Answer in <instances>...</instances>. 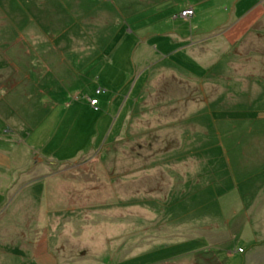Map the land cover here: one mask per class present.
<instances>
[{
  "label": "rangeland",
  "instance_id": "1",
  "mask_svg": "<svg viewBox=\"0 0 264 264\" xmlns=\"http://www.w3.org/2000/svg\"><path fill=\"white\" fill-rule=\"evenodd\" d=\"M0 152V264H244L264 0H0Z\"/></svg>",
  "mask_w": 264,
  "mask_h": 264
},
{
  "label": "crops",
  "instance_id": "2",
  "mask_svg": "<svg viewBox=\"0 0 264 264\" xmlns=\"http://www.w3.org/2000/svg\"><path fill=\"white\" fill-rule=\"evenodd\" d=\"M175 21H177V20H175ZM171 58H173V57H171ZM101 95H103V93L100 94V96ZM91 98L97 99V97H93V96ZM98 103H99V101H98ZM10 162L11 161L7 157L3 156L0 152V170L10 168V166H11ZM2 176H3V174L0 173V187L6 188L7 187L6 180L3 179ZM234 219H236V217ZM234 221H236V220H234ZM225 225H226V229L222 230L220 228L217 230V231H219L217 233H219V234L221 233L223 235L224 234L230 235L231 237L228 239H225L226 241L224 243H221L220 245H218L217 249L222 251L223 248H226L225 246L228 244V242H231V240H234L235 238L236 239L239 238L241 242H243V239H246L247 241L244 242V244L246 246H251L250 250H251L252 254L249 255V253H248V257L246 255V259H244V264H264V214L262 215V217L259 221L258 220L255 221V219L252 216L249 218L247 217L245 224L243 226L240 224L241 227L237 231L238 233L234 232V235H232L233 232H231V229H230L231 222H229V221H228V223L225 222ZM259 228H261L262 230L258 231L257 229H259ZM246 229H249V234L251 232H252V234L250 236L248 235L246 237H243L242 235L244 232H246ZM260 232H263L262 237L254 238L256 236H259ZM196 237H198V236H196ZM49 246L45 245L44 247L42 246L41 248H36V250H34V252L32 253L33 255L31 257L35 261V264H60L58 262L59 260L56 259L54 256H52L49 253V251H48ZM239 249H243V248L239 247L238 250ZM236 253H237L236 250H234L232 252H228V256L230 258H234L237 255ZM245 253H246V251L244 250L243 253H239V254L244 255ZM19 256H21V258L27 259L26 257L28 255L24 256L23 253H21V254L19 253Z\"/></svg>",
  "mask_w": 264,
  "mask_h": 264
},
{
  "label": "built area",
  "instance_id": "3",
  "mask_svg": "<svg viewBox=\"0 0 264 264\" xmlns=\"http://www.w3.org/2000/svg\"><path fill=\"white\" fill-rule=\"evenodd\" d=\"M98 93H100V92H98ZM92 104H93V105L97 104V100H93V101H92Z\"/></svg>",
  "mask_w": 264,
  "mask_h": 264
}]
</instances>
